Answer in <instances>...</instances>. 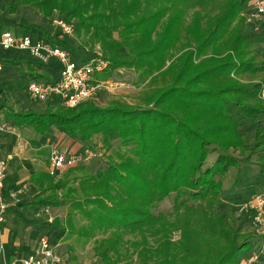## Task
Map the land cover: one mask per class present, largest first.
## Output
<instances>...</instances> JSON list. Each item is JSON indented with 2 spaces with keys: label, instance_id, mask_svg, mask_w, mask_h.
I'll list each match as a JSON object with an SVG mask.
<instances>
[{
  "label": "trees",
  "instance_id": "trees-1",
  "mask_svg": "<svg viewBox=\"0 0 264 264\" xmlns=\"http://www.w3.org/2000/svg\"><path fill=\"white\" fill-rule=\"evenodd\" d=\"M23 5L43 17L57 11L74 20L76 36L86 38L81 52L99 44L107 62L96 78L131 69L145 91L139 99L152 105L112 100L102 107L88 100L66 111L49 104L43 112L11 114L15 124L42 135L58 126L82 141L101 136L108 146L116 134L121 143L105 170L70 168L58 179L32 174L34 203L67 205L63 221L53 222L69 237L108 229L138 234L131 244L139 264H242L252 249L249 235L229 207L219 212L218 205L222 178L239 164L236 152L247 162L256 156L264 174V125L255 126L252 141L241 131L244 121L264 116V101L254 100L264 83V23L251 28L248 0H17L9 12ZM171 194V212H154ZM77 212L85 226L75 227ZM174 230L177 241L170 239ZM118 246L117 237L105 238L94 254L116 264Z\"/></svg>",
  "mask_w": 264,
  "mask_h": 264
},
{
  "label": "rangeland",
  "instance_id": "rangeland-1",
  "mask_svg": "<svg viewBox=\"0 0 264 264\" xmlns=\"http://www.w3.org/2000/svg\"><path fill=\"white\" fill-rule=\"evenodd\" d=\"M33 9L37 11V9ZM33 9H29L27 7L23 8L20 11L21 17L26 18L25 16L30 15ZM253 12L254 10L249 7L250 17L251 13ZM54 16L65 18L57 11H55ZM23 18L22 20L25 21ZM185 18L186 20L184 21V24L186 25V23L189 22L190 15L188 14V16ZM69 21L72 22L75 27L76 22L71 19ZM248 22L250 23V25H252V29H256L262 23H264V19L259 17H251L248 18ZM51 26L55 29L54 37H57V41L54 40V42L58 43L64 48L66 47L67 49H69L74 61L82 62L83 58H90L95 51L101 54L102 57L103 53L99 47V44H95L94 46H90V44L83 45L84 49L86 50V52H84L85 54H83L81 52L82 49H80L79 47L81 42L86 40L85 37L76 36L75 31L69 35L63 34L59 32V30L53 25ZM28 27H33L36 32L39 29V26L34 24L20 25L21 29L27 28V31L22 30V33H29ZM8 29L13 30L12 28ZM62 35L63 38H59ZM29 36L32 37V35ZM185 42L186 40L182 41V43ZM1 57L8 60L13 58H15V60H33L30 55L23 51L16 49H3L0 46V58ZM0 63L4 64V61H0ZM58 68H60V65L56 58H52L49 61L48 65L44 67L46 71L52 72V74H56ZM4 69L7 71V74H9L13 67H11L10 65H4ZM2 73L3 72L0 73V76L3 75ZM136 78L137 75L135 71L133 72V70L131 69L116 70L111 77L105 79L107 81L114 80L115 84L109 88H100L99 92L95 96V100L93 101H95L102 107L107 106L108 103L112 100H118L123 101V103L129 104L130 106H135L141 109L151 108V104H145L141 99H139V94L145 93V91L143 90L141 92L143 88L141 89V86H137ZM3 79L4 78H0V82H2ZM7 79L11 81L12 89L10 90L12 92L10 96L11 98H9V96L6 97L4 93L0 94V127L4 128V130H0V133L2 134V136L0 137H7L12 146L10 147V149H8L7 147L4 150L0 149L1 154H5V152L13 153V149H15L13 148V146L17 145V141H20L24 146V155L28 156L27 158L31 157L34 159V168H44V164L47 161V170L49 172V154L51 150L54 148H64L65 145L69 143L71 138L83 143L84 148L91 147L101 152V156H97L88 164L77 165L72 168L86 167L90 172H95L99 170H105L109 166L112 158H115V151L119 147H121L120 140L118 139L116 134L110 135V144L108 146H106L102 142L101 136H95L90 141L86 142L71 135H69V138L61 136L64 135L62 134L64 132L63 130L59 129L58 133L62 132L59 135L58 133L54 132L55 130L52 128L48 130L49 135L44 143H41L39 141L40 143L36 145L35 142L38 141L31 139L29 136L22 138L21 136L24 133L21 128H17V124H15V122L13 121L11 114L17 111L23 112L27 109H33L37 112H43L47 110V107H49V104H47L48 102L53 104V106H51L53 110L58 109L66 111L68 107L62 105L56 100L38 102L32 99L26 91L27 78H25L22 74L20 75V78ZM105 80L99 79V81ZM13 87L15 88L13 89ZM254 100L258 102L264 101V99H262L260 96H258L257 99ZM257 124L264 125V116L260 117L257 121H244V123H242L241 125V131L249 141H252L253 132ZM28 128H30L29 130L36 134L32 127L29 126ZM11 150L13 151L11 152ZM123 150H126V147H123ZM235 155L239 158V164L237 167L230 168L226 177L222 178L225 194L223 199L221 200V203L218 205V210L219 212H222L225 207H229L235 213L238 219L237 226H240L239 228H241V232H246L249 235V241L252 244V249L250 250H259L260 252H262L261 257L257 259L264 261V236H262V238L256 236V232L254 228H252V225L250 223L248 211H239L240 206L243 205L250 196L264 189V182H262V177H264L262 175L264 174H262L261 169L256 162V156H253L251 160L247 162L245 159L246 155H239L237 152ZM215 157V154H211L207 159V164H212L215 160ZM68 169L69 168L65 169L60 174H53V176L58 179ZM16 171L17 170H15V172ZM21 178L22 176L20 175V177L17 176L16 179L19 180ZM20 181L21 182L18 181L19 186L16 187V189H12V205L15 207H11V209L6 212V216L3 219L4 222H0V259L13 260L14 258H17V256H21L20 254H24L27 250H29L31 244H33L40 235L58 237L61 234V236H63L62 245L59 246L60 248L57 247V250H59L58 252H62V254L64 255L65 261L63 264H102L94 254V246H96L101 240L110 237H117L119 242L116 264H139L138 258L133 251L134 247L131 244V242L138 240V234L130 233L121 229H108L105 231H95L93 236L87 239H80L75 235L69 237L67 235L66 227L62 228L61 226L56 225L54 222H48V219L50 217L53 219L56 217L63 221L67 213L68 206L65 205L60 207H51L40 206L32 203V196L37 192V189L28 182V179L25 178V175L23 180ZM173 200L174 194H171L168 197L164 198L155 206L154 212L170 213L172 210ZM73 220L75 227L85 226L87 224V220L78 212L74 215ZM180 237L181 236L179 231L174 230L170 234V239L172 241H177L180 239ZM250 250L244 254L245 256H242V261L248 259V257L252 254L251 253L249 256H247L250 253ZM14 261H18V259H15ZM242 264H246V262H242Z\"/></svg>",
  "mask_w": 264,
  "mask_h": 264
},
{
  "label": "built area",
  "instance_id": "built-area-1",
  "mask_svg": "<svg viewBox=\"0 0 264 264\" xmlns=\"http://www.w3.org/2000/svg\"><path fill=\"white\" fill-rule=\"evenodd\" d=\"M248 3L249 7L254 10L251 17L264 19V0H248ZM52 25L63 34L69 35L74 32V24L61 17L53 18ZM0 46L3 49L23 51L39 64H46L52 58L59 61L57 80L30 79L27 81L26 91L32 99L38 102L54 99L68 108H74L88 100H95L100 88H109L115 84L114 80L99 81L96 78V75L103 71L107 65L101 54L96 51L87 60L76 62L72 59L70 50L56 42L44 38H32L24 34L18 35L10 30L0 33ZM262 50H264V41H262ZM259 96L264 99V84L261 85ZM0 130H4V128L0 127ZM97 156H101V152L91 147L81 151H71L68 147L54 148L49 154V174H60L67 168L88 164ZM9 157L0 158V222L4 219L7 207L3 183L7 176ZM239 211H248L250 223L256 236L262 238L264 236V190L250 196L240 206ZM48 222L52 223L53 218L50 217ZM62 238L63 236L40 235L34 249L26 257L12 262L0 259V264H63L64 255L57 250V247L62 245ZM261 255L262 252L259 250L253 251L243 262L248 264L257 260Z\"/></svg>",
  "mask_w": 264,
  "mask_h": 264
},
{
  "label": "crops",
  "instance_id": "crops-1",
  "mask_svg": "<svg viewBox=\"0 0 264 264\" xmlns=\"http://www.w3.org/2000/svg\"><path fill=\"white\" fill-rule=\"evenodd\" d=\"M17 2V0H0V33L2 32V30H10L8 28H12L13 33L16 34H24L22 33V30H26L27 28L21 29L20 25H38L39 29L37 30V32L35 31V29L33 27H28V32L27 34L24 35H32L33 38H39V37H44L47 40L49 39V36L54 37V31L55 29L51 26L52 25V19L55 17V11L52 13V15L50 17H43L40 15V13L36 10H34L32 7L27 6V5H23V6H19L16 11L14 12H9V6L12 5L13 3ZM32 8L33 11L30 15H26V18L21 17V10L23 8ZM22 18L25 20L23 21ZM27 21V22H26ZM4 28V29H2ZM27 31V30H26ZM45 33V34H44ZM47 33V34H46ZM60 34V33H59ZM46 35V36H43ZM59 38H63V35L60 36ZM54 40L57 41V37H54ZM0 61H4V64L2 63V70L0 71L3 72L2 76H0V78H4L2 82H0V94L4 93L6 97L9 96V98H11V90L12 86H11V81L7 78H20V75H24L25 78H27V81L30 79H44V80H57L58 79V73H59V68L56 72V74H52V72L46 71L44 69L45 66L48 65V63L46 64H39L38 62H36L34 59L32 61H28L26 59H17L15 60V58L13 59H5V58H0ZM59 62V61H58ZM4 65H10L11 67H13V69L11 70V74H7V71L4 69ZM60 65V64H59ZM99 80V79H98ZM27 83V82H26ZM15 87H13L14 89ZM50 100H54V99H50ZM46 104V103H44ZM47 104H51V103H47ZM51 106H53V104H51ZM18 112V111H17ZM17 128H21V130L23 131L24 134H22V138L24 137H30L31 139H34L36 145H38V143H44V141L48 138V133L47 132L45 135L39 134L37 133L33 128V130L36 132V134H34V132L30 131L28 128L29 125H16ZM31 127V126H30ZM52 129H54L56 133H58L59 131V127L58 126H52ZM50 128V129H51ZM62 132H59L58 134L60 135ZM61 136H65L66 138H69V134L66 132H63ZM0 136H2V134L0 133ZM1 138V137H0ZM40 141V142H39ZM12 146V144H10L9 139L7 137L5 138H1L0 139V149H6V147L8 149H10V147ZM42 146V144H41ZM84 144L81 143L80 141L76 140V139H71L67 145H65V147H68L71 151H81L84 147ZM86 146V145H85ZM23 143H21L20 141H17V145L13 146L14 152L13 153H7L5 152V154H1L0 153V158H8V163H7V176L4 179V198H5V202L7 204L6 207V211L4 213V218L6 216V212L11 209V207H15L12 205V201H13V190L12 189H16V187L19 186V182H21L20 180H23L24 175L25 178L28 179V182L30 184H32L38 192V187L36 185H34L31 180L30 177L32 174H35L37 172H48L47 170V165L48 162L46 161L44 164V168L41 169H36L34 168V164L35 161L33 158H27L28 156H25L23 153ZM81 148V149H80ZM11 150V152L13 151ZM14 161V162H13ZM19 167V168H18ZM15 170H17L15 172ZM20 175L22 176L21 179L17 180V176L20 177ZM19 181V182H18ZM37 192L35 194H37ZM35 194L32 196V203H34V196ZM35 204V203H34ZM37 205V204H36ZM4 222V221H3ZM2 222V223H3ZM9 225V224H7ZM61 236V234H60ZM59 237V236H58ZM36 245V241L31 244V247L29 250H27L24 254H20L21 256H17V258H14L13 260H5L7 262H12L15 259H22L24 257H26L35 247Z\"/></svg>",
  "mask_w": 264,
  "mask_h": 264
},
{
  "label": "bare ground",
  "instance_id": "bare-ground-1",
  "mask_svg": "<svg viewBox=\"0 0 264 264\" xmlns=\"http://www.w3.org/2000/svg\"><path fill=\"white\" fill-rule=\"evenodd\" d=\"M83 149H85V148H83ZM83 149H82V150H83Z\"/></svg>",
  "mask_w": 264,
  "mask_h": 264
}]
</instances>
